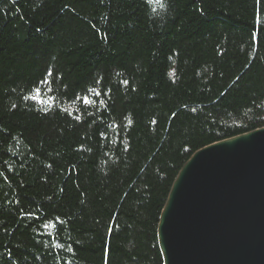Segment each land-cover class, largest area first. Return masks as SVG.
I'll return each instance as SVG.
<instances>
[{"label":"trees","instance_id":"16d2710c","mask_svg":"<svg viewBox=\"0 0 264 264\" xmlns=\"http://www.w3.org/2000/svg\"><path fill=\"white\" fill-rule=\"evenodd\" d=\"M262 126L264 0H0V264H164L180 169Z\"/></svg>","mask_w":264,"mask_h":264},{"label":"water","instance_id":"95a60500","mask_svg":"<svg viewBox=\"0 0 264 264\" xmlns=\"http://www.w3.org/2000/svg\"><path fill=\"white\" fill-rule=\"evenodd\" d=\"M158 242L164 264H264V126L191 155L161 212Z\"/></svg>","mask_w":264,"mask_h":264},{"label":"snow or ice","instance_id":"6c2138e0","mask_svg":"<svg viewBox=\"0 0 264 264\" xmlns=\"http://www.w3.org/2000/svg\"><path fill=\"white\" fill-rule=\"evenodd\" d=\"M258 2H259V0H258ZM37 91H39V90H37ZM85 102L88 103L89 101L85 100Z\"/></svg>","mask_w":264,"mask_h":264}]
</instances>
